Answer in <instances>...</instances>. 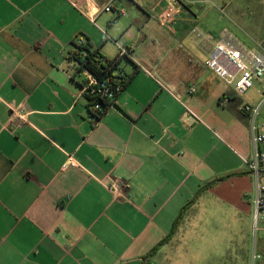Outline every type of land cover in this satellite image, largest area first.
Listing matches in <instances>:
<instances>
[{
    "label": "crops",
    "instance_id": "0c3cea01",
    "mask_svg": "<svg viewBox=\"0 0 264 264\" xmlns=\"http://www.w3.org/2000/svg\"><path fill=\"white\" fill-rule=\"evenodd\" d=\"M109 1L0 0V264H170L189 255L264 264L246 165L251 121L238 110L259 105L264 134V99L241 100L205 66L230 32L212 31L208 14L181 0H113L104 11ZM169 3L179 11L171 28L157 21ZM80 41L104 61L130 52L118 70L132 77L98 120L70 58ZM68 156L77 166L64 167ZM115 180L118 195L104 186ZM182 211L175 234L148 255Z\"/></svg>",
    "mask_w": 264,
    "mask_h": 264
},
{
    "label": "built area",
    "instance_id": "2783aa9c",
    "mask_svg": "<svg viewBox=\"0 0 264 264\" xmlns=\"http://www.w3.org/2000/svg\"><path fill=\"white\" fill-rule=\"evenodd\" d=\"M110 0L108 5L104 7V11H111ZM178 9L169 3L157 16V21L161 26L171 28L178 15ZM120 15H124L123 11H119ZM197 37L201 33L195 28L192 29ZM83 45V41L79 42ZM129 49L120 47L117 58L124 56L129 57ZM98 66L106 67L108 64L103 61H98ZM73 66L77 64L73 60ZM205 66L214 72L226 85L230 86L235 94H244L252 86L255 80L261 81L264 79V50L258 44L256 47H247L238 41L232 34L225 32L222 37L216 40L212 49L205 61ZM111 77L121 76L122 73L110 66ZM106 71V70H105ZM84 77L82 90L92 95H98L108 101H113L116 97L117 88L115 89L108 79L98 80L95 75L87 70L79 72ZM115 80V79H114ZM117 81V80H116ZM193 91V89H191ZM227 100V98L225 99ZM94 110H101L100 104H94ZM260 106H251L248 104H240L238 110L248 114L250 117V131L253 145L252 159L246 161V165L255 181V194L252 201V230L254 233L259 230H264V183L260 180L261 166L264 165V152L260 150V144L264 142V134L260 132L259 125H256L259 116ZM12 115L18 120H23L25 115L13 111ZM94 119V118H93ZM77 166L71 156H68L64 163V167ZM105 188L114 195H118L122 191V181L115 180L109 185H104ZM258 255H253V259H258Z\"/></svg>",
    "mask_w": 264,
    "mask_h": 264
},
{
    "label": "rangeland",
    "instance_id": "374dc122",
    "mask_svg": "<svg viewBox=\"0 0 264 264\" xmlns=\"http://www.w3.org/2000/svg\"><path fill=\"white\" fill-rule=\"evenodd\" d=\"M184 1V2H183ZM181 0L184 6L191 8L202 14H208L205 21L209 23V28L214 30H228L238 41L247 47H260L264 50V0ZM208 1V2H207ZM223 9V10H222ZM261 87H264L263 80L259 83L254 81V85L244 94H236L241 100L249 103H255L264 99L261 94ZM264 101V100H263ZM257 124L261 127V117L258 116ZM260 150H264V143L260 144ZM262 150V151H263ZM260 180L264 182V177ZM257 237L263 239L260 232ZM214 264H220L218 260L213 259ZM170 264H199L189 256H186L179 263L175 259Z\"/></svg>",
    "mask_w": 264,
    "mask_h": 264
},
{
    "label": "trees",
    "instance_id": "16d2710c",
    "mask_svg": "<svg viewBox=\"0 0 264 264\" xmlns=\"http://www.w3.org/2000/svg\"><path fill=\"white\" fill-rule=\"evenodd\" d=\"M75 47L76 50L72 53L70 58L71 60H74L77 64V66L75 67L76 73H79L85 69L91 72L93 75H95L98 80L108 79L111 82L112 86L115 89L117 88L116 95L122 90V88L125 86L128 80L132 77L131 75L126 80L124 79L123 75L121 76L119 75L118 77H113V78L111 77L110 70L107 69V67L110 66L111 69L114 68L118 69V62L120 60L119 58H116L112 61H104L101 60V58H99L96 52L90 51L87 46L79 45ZM124 57L128 58V56H124ZM98 61L106 62L108 65L106 67H104L103 65L98 66L97 65ZM86 96L88 100L89 114L91 115L92 118H94V120L100 119L101 116L113 104L114 101V100L108 101L104 98L99 97L98 95H92L90 93H86ZM94 104H100L101 110H94L93 109ZM182 215H183V211L174 220L172 228L170 232L167 234V236L163 239L161 243H159L156 247H154L148 255L153 254L160 245L170 240V238L176 232L177 224L179 220L182 218Z\"/></svg>",
    "mask_w": 264,
    "mask_h": 264
},
{
    "label": "water",
    "instance_id": "95a60500",
    "mask_svg": "<svg viewBox=\"0 0 264 264\" xmlns=\"http://www.w3.org/2000/svg\"><path fill=\"white\" fill-rule=\"evenodd\" d=\"M192 116V115H191Z\"/></svg>",
    "mask_w": 264,
    "mask_h": 264
}]
</instances>
